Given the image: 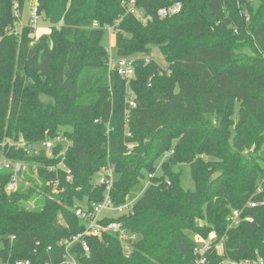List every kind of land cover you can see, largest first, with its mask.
<instances>
[{"label":"trees","instance_id":"1","mask_svg":"<svg viewBox=\"0 0 264 264\" xmlns=\"http://www.w3.org/2000/svg\"><path fill=\"white\" fill-rule=\"evenodd\" d=\"M26 1L0 0V154L24 162L29 182L9 193L12 172L0 171V257L60 261L59 242L86 227L79 202L104 199L107 186L92 179L111 165L116 204L144 171L154 174L133 212L111 218L138 240L127 257L116 234L89 236V252L75 247L80 264H195V235L211 233L208 264L264 258V206L246 205L264 200V0H136L151 15L146 24L123 0H36L50 32L35 35L27 24L10 33ZM176 2L178 13L157 15ZM106 25L117 57L156 46L166 68L141 57L130 81L110 70ZM129 91L137 107L127 113ZM58 135L67 146H15ZM180 164L190 165L195 190L182 186ZM234 210L243 220L230 226Z\"/></svg>","mask_w":264,"mask_h":264},{"label":"built area","instance_id":"2","mask_svg":"<svg viewBox=\"0 0 264 264\" xmlns=\"http://www.w3.org/2000/svg\"><path fill=\"white\" fill-rule=\"evenodd\" d=\"M122 6H124L127 12H132L135 14L136 18L146 24L149 19H151V15L145 16L143 10L138 9L136 6V0H123ZM182 9V3L176 2L170 6L162 7L158 10L157 15L160 17H166L173 14L178 13ZM21 11L19 8L15 9V15L20 17ZM39 12L37 4L33 5L29 24H36L39 19ZM22 26H19L18 23L14 30H10L9 32L19 34L21 32ZM94 27H99V24L94 23ZM34 28V26H33ZM105 29L109 28L112 32H114V27L111 25H106ZM110 53L109 58V66L110 70H116L118 74L128 81L135 76L136 73V63L139 59H144L146 63H149L152 58L143 57V56H126V57H117L114 58L112 56V50H108ZM136 95L129 91L127 101V113L130 112L131 108L137 107ZM128 135H131L128 133ZM65 138L62 135H58L52 139H48L38 144V146L32 148L27 145L23 140L19 141L15 146L16 148L27 147L30 152L38 153L41 149H45L50 151L56 144L60 142H64ZM132 148V145L129 146ZM173 153V150L170 152H166L164 154V159L167 158L170 154ZM64 168L65 165H62ZM27 165L19 160L11 159L4 154H0V171L9 170L12 172V175L6 185L7 192L16 191L19 188V182L23 177V172L26 170ZM49 169H56V166H50ZM102 170L105 171L104 176L102 177L100 183L105 184L107 186L105 197L101 202H95L92 206H88L87 208H83L79 206L76 208V215L79 216L82 221L85 223V229L79 233H75L70 237L64 238L59 242V245L64 247V251L62 253V259L57 263H53V261H46L44 264H80L77 257L75 247L80 245L86 252L90 251V246L88 242L89 236L102 237L104 234L113 233L116 234L123 244V250L127 257L131 256L133 252V247L135 242L138 240V234L136 232L130 231L123 222L117 220H111L113 216H102L105 210L107 211H116L119 215L130 214L134 210V205L130 203H122L116 204L112 200L109 190L114 182L115 174L114 168L110 165ZM69 171V170H68ZM70 172V171H69ZM149 177H154V174H150ZM261 191V188H258V192ZM248 207H256L257 205L264 206V200L256 201L254 199H250L247 204ZM240 210H234L230 216V226L238 225L243 219L240 216ZM247 221H253L251 216H247L244 218ZM14 237H12L13 239ZM12 239H9L10 241ZM197 245L195 247V264H208V256L207 252L211 247V242L208 239L203 237H198L195 239ZM4 247L3 239H0V250ZM51 247H49V250ZM0 264H34L31 259H16L14 261L4 260L0 257ZM229 264H264V258L258 256L252 260H245L239 262H231Z\"/></svg>","mask_w":264,"mask_h":264},{"label":"rangeland","instance_id":"3","mask_svg":"<svg viewBox=\"0 0 264 264\" xmlns=\"http://www.w3.org/2000/svg\"><path fill=\"white\" fill-rule=\"evenodd\" d=\"M17 2V3H16ZM15 3L18 4V1H16ZM37 4L36 0H27L24 4L23 10L20 14L19 20H18V25L19 26H24L29 24V20H30V15H31V11L33 8V5ZM34 26V34L35 35H42L45 33H49L50 32V26H51V22L43 15L39 16V19L37 21L36 24H32ZM44 33H43V32ZM114 32H115V28H114ZM114 32H112L109 28L105 29V34H104V38L102 40L103 45L107 48V50L111 49L112 50V56L114 58L117 57V48L115 46V34ZM245 52H248L249 54L251 53L250 50L245 49ZM141 56L144 57H149L152 58V60L154 59L160 66L161 68H166L167 66V62L165 61L164 55L162 54L161 50L156 47L153 46L152 50L150 53L147 54H143V53H139ZM42 99H46V96L42 95L41 96ZM239 112V106L237 105L236 108V114L238 115ZM65 145H68V142L65 140L64 141ZM164 161V158H160L158 160L157 163V169L155 171V176L159 177L162 176L164 174L163 169H162V163ZM174 170L175 171H180V181L182 186L184 187V189L186 190H195V181L192 178V174H191V168L189 164H180L177 166H174ZM105 171L104 170H100L99 172L95 173V175L93 176L92 182L97 185L100 183L102 177L104 176ZM143 177L140 178V181L138 183H136L133 188L131 189L126 203H130L132 205H135V203L138 201V199L144 194L147 186L150 183V177H149V173L144 171L143 172ZM29 185V182H27L26 180H24V177H22L21 181L19 182V187L20 186H27ZM27 207L33 208L36 206V200L32 199L28 202H26ZM80 206H82L83 208H87L88 207V203L86 202V200L79 202ZM102 216H113V217H118L119 214L116 211H107L105 210L102 214ZM215 234L211 233L210 238H205L208 239L211 243H212V239L214 238ZM198 237H203V236H199V235H195V239ZM204 238V237H203ZM217 249L220 253L223 252V245H218Z\"/></svg>","mask_w":264,"mask_h":264},{"label":"water","instance_id":"4","mask_svg":"<svg viewBox=\"0 0 264 264\" xmlns=\"http://www.w3.org/2000/svg\"><path fill=\"white\" fill-rule=\"evenodd\" d=\"M219 176H220L219 173H215V174L212 176L211 181H214V180L217 179Z\"/></svg>","mask_w":264,"mask_h":264},{"label":"crops","instance_id":"5","mask_svg":"<svg viewBox=\"0 0 264 264\" xmlns=\"http://www.w3.org/2000/svg\"><path fill=\"white\" fill-rule=\"evenodd\" d=\"M43 32V31H42ZM44 33V32H43ZM229 264V263H228Z\"/></svg>","mask_w":264,"mask_h":264}]
</instances>
